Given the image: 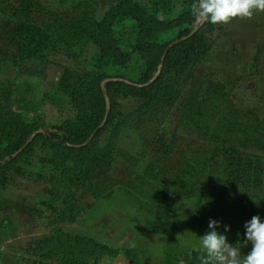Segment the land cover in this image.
Instances as JSON below:
<instances>
[{"label": "rangeland", "instance_id": "rangeland-1", "mask_svg": "<svg viewBox=\"0 0 264 264\" xmlns=\"http://www.w3.org/2000/svg\"><path fill=\"white\" fill-rule=\"evenodd\" d=\"M40 1L42 8L34 7L24 18L16 11L25 1L0 0V108L20 112L36 129L65 126L77 118V110L60 86L64 76L75 87L88 72L124 73L121 68L104 67L99 60L100 47L91 42L81 59L72 58L63 44L50 56L18 60L15 33L22 21L45 25L55 23L57 18L68 21L85 16L100 22L122 0ZM132 1L150 5L155 0ZM176 13L167 19H173ZM200 35L202 61L187 73L182 68H168L167 95L158 106L135 116L121 130L115 161L106 174L91 175V182L87 180L72 194L69 188L58 185L61 174L50 167L52 151L42 146L8 170L5 183L0 185V264H25L24 258L30 257L29 245L56 229L72 237H89L119 252L117 257L91 264H133L123 255L127 250L137 253L140 264H200L199 237L209 231L211 220L220 223L217 231L239 247L242 255L250 252L245 224L253 216L264 222V195L256 199L239 188H225L222 179L211 180L193 167L200 155L225 147L264 159V13L227 25L204 24ZM119 38L123 46L132 45L135 32L131 22L120 27ZM171 39V35H163L159 41ZM24 83L35 89L30 112L16 106V88ZM45 91L49 93L46 100ZM193 93H198L199 103L205 98L213 101V106L208 103L203 110L210 128L226 121V104H232L244 112L242 123H247L248 134L203 138L183 108ZM112 94L111 123L100 138L102 147L113 130L149 99L131 90L112 89ZM218 94H225L223 101L216 102ZM6 144V139L0 138V148ZM164 147L166 152H162ZM27 169L42 173L43 179L22 174ZM182 179L201 180L197 192L177 198L170 206L162 204L159 194L165 192V186ZM68 204L74 213L55 223ZM225 225L230 231H224ZM54 263L59 264V260Z\"/></svg>", "mask_w": 264, "mask_h": 264}, {"label": "trees", "instance_id": "trees-1", "mask_svg": "<svg viewBox=\"0 0 264 264\" xmlns=\"http://www.w3.org/2000/svg\"><path fill=\"white\" fill-rule=\"evenodd\" d=\"M22 1L26 4L16 13L24 18H27L34 7L42 8L40 0ZM195 2L196 0H155L150 5H140L132 0H122L114 4L100 22L85 16L68 21L57 18L55 23L45 25L22 21L15 33L18 60L27 62L32 58L50 56L63 44L67 45L72 58L81 59L86 45L91 42L100 47L99 60L104 67L111 70L121 68L124 73L109 75L88 72L75 87L64 76L60 86L78 112L77 118L65 126L36 129L24 121L20 112H6L0 108V138L4 137L7 142L4 148H0V185L5 183L8 170L37 146L47 147L52 151L50 167L61 174L57 183L69 188L72 194L87 180L91 182V175L106 174L115 161L121 130L135 116L158 106L167 95L168 68H182V72L187 73L202 61L204 52L200 33L203 25H196L191 14V6ZM86 12L85 10L84 14ZM175 13L173 19H167ZM129 22L132 23L135 40L130 47H125L119 38V30ZM163 35H171V41H159ZM104 81L106 84L103 87ZM112 89L131 90L136 94L148 95L149 99L113 130L107 145L102 147L100 138L111 123L113 103L110 104L109 99L113 97ZM219 94L216 102L225 98V94ZM48 95L45 91L44 100ZM198 97V93L191 94L184 101L183 108L185 116L194 120V124L199 127L203 138L215 140L226 135L244 137L248 134L247 123H242L244 112L235 109L232 104H226L225 112L229 115L226 121H220L217 126L210 128L203 110L208 103L213 106V101L205 98L199 103ZM15 101L18 109L30 112L35 103L34 87L29 83L18 85ZM106 116L108 121L101 128ZM21 149L23 150L15 156ZM166 151L167 148L164 147L162 152ZM193 168L211 180L222 179L225 188H239L245 193H251L256 199L264 195V159L259 156L225 147L204 157L200 155ZM31 171L27 169L22 174L43 179L42 173L33 174ZM200 182L201 180H176L169 187L165 186L168 193L165 189V192L159 194L160 202L170 206L177 198L189 197L197 192ZM73 213L74 209L68 204L59 213L55 223H62ZM247 245L251 250L250 243L247 242ZM118 255V251L89 237H72L63 230L56 229L53 234L36 238L29 245L30 257L24 258V262L55 264L54 260H59V264H91L93 261ZM123 255L133 264H140L134 250L124 251Z\"/></svg>", "mask_w": 264, "mask_h": 264}, {"label": "clouds", "instance_id": "clouds-1", "mask_svg": "<svg viewBox=\"0 0 264 264\" xmlns=\"http://www.w3.org/2000/svg\"><path fill=\"white\" fill-rule=\"evenodd\" d=\"M256 13H264V0H196L191 6L196 25H227L234 20L251 19ZM220 226L211 220L209 231L199 237L200 264H264V222L259 216L245 224L246 241L251 245L247 255L228 243L227 236L217 231ZM224 231H230V227L225 225Z\"/></svg>", "mask_w": 264, "mask_h": 264}, {"label": "water", "instance_id": "water-1", "mask_svg": "<svg viewBox=\"0 0 264 264\" xmlns=\"http://www.w3.org/2000/svg\"><path fill=\"white\" fill-rule=\"evenodd\" d=\"M196 31H197V29L194 30V32H196ZM105 84H106V81L103 82L102 86L104 87ZM107 121H108V116L105 117V119L101 125V128H103L106 125ZM22 150L23 149H21L18 153H16L15 156H17Z\"/></svg>", "mask_w": 264, "mask_h": 264}]
</instances>
